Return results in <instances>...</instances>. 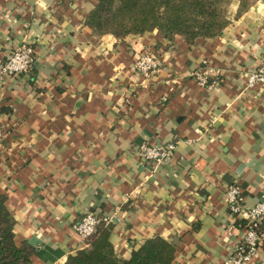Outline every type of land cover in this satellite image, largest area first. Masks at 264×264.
<instances>
[{"label":"crops","instance_id":"crops-1","mask_svg":"<svg viewBox=\"0 0 264 264\" xmlns=\"http://www.w3.org/2000/svg\"><path fill=\"white\" fill-rule=\"evenodd\" d=\"M93 1L0 0V64L23 42L35 56L27 73L0 75V192L14 241L31 245L26 264H61L85 245L72 222L92 210L114 217L119 257L157 234L175 243L169 264H224L243 233L225 187L245 205L264 198V84L244 86L264 52V0H231L218 34L192 40L96 33L84 21ZM141 50L157 57L149 76L132 66ZM195 69L216 82L197 84ZM168 140L167 161L137 154ZM261 226L243 264H264V215Z\"/></svg>","mask_w":264,"mask_h":264},{"label":"trees","instance_id":"trees-1","mask_svg":"<svg viewBox=\"0 0 264 264\" xmlns=\"http://www.w3.org/2000/svg\"><path fill=\"white\" fill-rule=\"evenodd\" d=\"M218 0H94L84 21L96 33L123 37L153 28L171 38L182 35L187 40L216 35L230 19H226ZM242 7L236 9L235 14ZM234 14V15H235ZM243 225V220L238 219ZM13 217L0 192V264H26L32 247L13 238ZM261 230V223L257 225ZM110 226L100 220L92 233L84 238L85 245L68 253L61 264H169L175 243L151 235L132 246L127 258L113 250Z\"/></svg>","mask_w":264,"mask_h":264},{"label":"built area","instance_id":"built-area-1","mask_svg":"<svg viewBox=\"0 0 264 264\" xmlns=\"http://www.w3.org/2000/svg\"><path fill=\"white\" fill-rule=\"evenodd\" d=\"M35 56L30 43H19L14 45L8 53L7 58L0 64V75L27 73L32 67ZM205 65L206 60H201ZM133 69L143 76H149L157 69V57L150 50H141L132 63ZM192 75L199 85L212 86L217 78L209 77L200 69L192 71ZM255 83L264 84V52L258 63L252 67L246 75L244 86H252ZM1 134V126H0ZM175 140H168L161 143L140 142L137 146L139 157L151 163L158 164L167 161L173 153ZM129 193L124 196L127 198ZM224 198L227 209L232 216L243 220V233L236 243L233 251L223 260L224 264H243L257 250L260 242L261 230L257 225L262 222L264 215V198L258 199L250 205L242 202V194L234 183L228 184L224 189ZM111 216H100L92 210H85L72 222V229L84 240L92 233L96 224L102 220L109 223ZM116 218V217H115ZM117 219V218H116Z\"/></svg>","mask_w":264,"mask_h":264},{"label":"rangeland","instance_id":"rangeland-1","mask_svg":"<svg viewBox=\"0 0 264 264\" xmlns=\"http://www.w3.org/2000/svg\"><path fill=\"white\" fill-rule=\"evenodd\" d=\"M230 1L231 0H218L217 2H216V5H218L219 7H221V9H222V13L225 15V18L226 19H230L232 16H233V12L231 13L230 11H229V7H230ZM153 29H155V30H157L160 34H161V32L158 30V29H156V28H153ZM152 30V29H151ZM145 31H148V30H145ZM144 32V31H143ZM143 32H141V33H143ZM141 33H135V34H141ZM129 34V33H128ZM218 34V33H217ZM127 35V34H126ZM162 35V34H161ZM174 35H176V34H174ZM173 35V36H174ZM163 36V35H162ZM172 36V37H173ZM164 37H166V36H164ZM168 38V37H167Z\"/></svg>","mask_w":264,"mask_h":264}]
</instances>
